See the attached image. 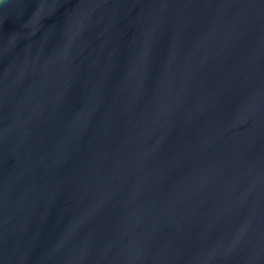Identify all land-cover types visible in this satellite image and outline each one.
Returning <instances> with one entry per match:
<instances>
[{
  "label": "water",
  "instance_id": "1",
  "mask_svg": "<svg viewBox=\"0 0 264 264\" xmlns=\"http://www.w3.org/2000/svg\"><path fill=\"white\" fill-rule=\"evenodd\" d=\"M0 264H264V0H0Z\"/></svg>",
  "mask_w": 264,
  "mask_h": 264
}]
</instances>
